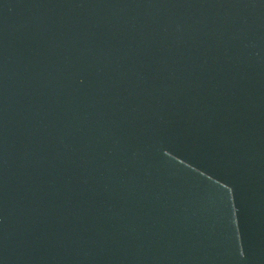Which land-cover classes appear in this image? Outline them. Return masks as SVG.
Here are the masks:
<instances>
[{
	"label": "water",
	"instance_id": "water-1",
	"mask_svg": "<svg viewBox=\"0 0 264 264\" xmlns=\"http://www.w3.org/2000/svg\"><path fill=\"white\" fill-rule=\"evenodd\" d=\"M0 264H264V0H0Z\"/></svg>",
	"mask_w": 264,
	"mask_h": 264
}]
</instances>
